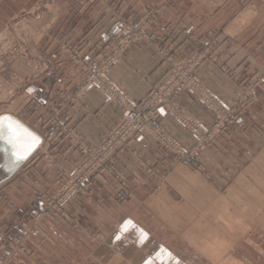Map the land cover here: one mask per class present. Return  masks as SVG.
<instances>
[{"label": "rangeland", "instance_id": "obj_1", "mask_svg": "<svg viewBox=\"0 0 264 264\" xmlns=\"http://www.w3.org/2000/svg\"><path fill=\"white\" fill-rule=\"evenodd\" d=\"M29 1L0 30V119L15 114L35 128L40 142L14 174L0 181V264H264V76L246 71L233 75L239 92L225 104L197 75L199 66L213 58L216 35L236 36L256 18L244 39H264V13L255 12L264 0H241L240 5L231 0L228 9L250 6L246 11L250 15L240 21L238 10L230 12L234 25L228 30L226 26L212 29L213 35L183 60L155 41L157 13L151 9H183L188 23L202 13L197 17L199 24L206 12L195 9L205 11L227 0ZM111 15L115 23L107 31ZM93 33L101 41L91 46ZM139 41L148 43L171 67L146 99L134 103L111 81L109 72ZM263 45L254 49L262 54L256 63L264 67ZM226 68L221 65L222 70ZM189 75L199 91L180 80L189 83ZM91 91L121 113L118 125L97 145L82 138L78 126L68 121L71 110ZM185 92L214 116L212 125L202 124L183 105L179 95ZM145 104L159 111L160 134L147 130L134 133L127 142L117 141L127 112L141 110ZM166 116L193 137L190 149L179 146L162 126ZM185 122L197 124L201 131ZM142 135L152 137L164 157L172 155L198 172L207 162L223 165L220 156H225L232 169L227 172L229 181L215 180L227 187L219 191L210 185L199 189V195L190 194L185 203L171 206L172 221L164 230L140 205L126 211L128 222L115 228V208L101 205L106 191L101 181L113 177V198L120 203L131 199L114 154ZM257 140L262 145L254 148ZM245 141L249 151L256 153L252 156L261 157H246ZM206 151L218 157L212 162L204 158ZM241 179L244 182L238 184Z\"/></svg>", "mask_w": 264, "mask_h": 264}, {"label": "crops", "instance_id": "obj_2", "mask_svg": "<svg viewBox=\"0 0 264 264\" xmlns=\"http://www.w3.org/2000/svg\"><path fill=\"white\" fill-rule=\"evenodd\" d=\"M23 2L25 0H0V30L5 27L7 19H11L12 14L22 10L21 4ZM30 2L28 0V3ZM256 2L257 0L252 3ZM230 3L231 0H227L221 5L211 9L207 8L205 11L195 9L196 12H206L205 21L203 23L198 22L199 24H197V17H200L202 13H197L200 15L194 17L193 22L191 20L188 23V17L183 9H151L157 13V24L153 33L154 39L160 45H164L165 50L175 59L183 60L193 54L203 40L213 35L210 32L212 29L226 26L225 28L228 30L231 25H234L235 20L230 22L232 20L229 17L230 12L238 10L236 19H240L244 15L247 16L246 11L250 6L240 11V9H228ZM235 3L240 5L242 2L237 0ZM253 7L256 8L255 4ZM255 10L258 14L264 13V5ZM183 18L185 20L181 22ZM114 20V16H109V23L107 21L108 24L105 27L107 31L115 23ZM255 20L257 19L254 18L253 21ZM252 22L231 38L223 37V35L219 37L215 34L218 37V43L217 46L213 47V58L207 59L197 69L200 81L225 104H229L239 92L233 75L244 74L246 71L264 76V67L256 63L262 54L254 49V46L263 45L264 39H257L256 41L250 37L244 39L245 35H248L254 28L255 22ZM202 24L203 26H201ZM97 33H93L89 37L88 42L91 46L101 41V38L95 37ZM222 64L227 67L225 70L223 69L224 71L221 69ZM170 67V63L159 52L157 53L145 41H139L128 50L123 61L109 72V78L119 86L132 102L140 103L146 99L152 88L167 78ZM179 98L188 111L202 124L212 125L215 122L214 116L207 109L200 107L192 95L185 92L181 93ZM12 117L37 134L31 124L21 120L15 114H12ZM248 117L249 115L246 120ZM120 120L121 113L118 108L107 103L96 91L87 94L82 103L71 110L68 119L69 125L76 124L81 137L93 145L99 144L105 133L114 129ZM161 124L179 146L185 149H190L193 146V137L173 117H164ZM7 135L6 129L0 131V181L8 179L24 161V159L19 158V150L13 144L8 143ZM255 142L256 144L253 143L254 148L262 145L259 140ZM249 150L246 141L243 142L242 151L246 153V157L258 159L260 154L252 156L256 153ZM214 154V151H206L203 156L204 158L208 157L213 162L214 156L215 158L218 157ZM164 156V151L156 145L154 139L149 135L133 137L130 141V147H122L115 152L114 159L117 172L119 175H125V179L128 181L125 188H129L132 195L129 201L120 203L113 198V191L116 187L114 178L105 177L101 181L104 191L106 189L101 205L115 208V214L112 213L115 228L120 225L124 226L128 222L129 213L127 212L132 206L140 205L146 211L147 216H152L164 230L168 227L166 223L172 221L171 206L180 204V202L183 203L190 194L199 195V189L207 190L210 185H214L219 191L227 187L224 182L223 185L217 183L221 179L229 181L227 172L232 170L229 159L223 155L220 156L222 159L220 162L224 161L223 165L207 162L200 172L179 164L175 160L176 157L172 155ZM198 180H202L200 184ZM243 182L244 180L241 179L238 184ZM123 190L124 187L121 186V191ZM119 208H121L118 211L119 217H116L118 216L116 211ZM111 234L112 232H109V236Z\"/></svg>", "mask_w": 264, "mask_h": 264}, {"label": "built area", "instance_id": "obj_3", "mask_svg": "<svg viewBox=\"0 0 264 264\" xmlns=\"http://www.w3.org/2000/svg\"><path fill=\"white\" fill-rule=\"evenodd\" d=\"M175 73L177 77H180V78L182 77L179 75L180 74L179 72L176 71ZM191 75H189V83L186 79H180V80L187 82V88L189 89L191 88L194 91H199L200 87L195 82V79ZM190 84H192V86ZM125 116L126 117L124 120V127L121 126V129H119V137H117V141H120L122 143L127 142L129 138L134 135V133L135 134L143 133L147 130L154 131V133L156 134H160L159 129L156 124L160 116L159 111L157 112L154 111L152 108H150L148 104L143 105V107H141V110L132 109L131 111L127 112ZM152 122H154V126L151 127ZM186 124L191 127L195 126V128H197L198 126L195 123L194 125H191L188 123ZM170 146L174 149L176 148V145H170Z\"/></svg>", "mask_w": 264, "mask_h": 264}, {"label": "snow or ice", "instance_id": "obj_4", "mask_svg": "<svg viewBox=\"0 0 264 264\" xmlns=\"http://www.w3.org/2000/svg\"><path fill=\"white\" fill-rule=\"evenodd\" d=\"M7 131L8 143L13 144L19 150V158L26 159L27 154L32 151V146L36 138L26 129L11 120V118L0 119V131ZM125 231L127 228L125 227ZM144 234H141V242H143Z\"/></svg>", "mask_w": 264, "mask_h": 264}, {"label": "water", "instance_id": "obj_5", "mask_svg": "<svg viewBox=\"0 0 264 264\" xmlns=\"http://www.w3.org/2000/svg\"><path fill=\"white\" fill-rule=\"evenodd\" d=\"M3 118H11V120L12 121H14L15 123H17V124H19L20 126H22L24 129H26L29 133H31V135L32 136H34L35 138H36V141H35V143L33 144V146H32V151L29 153V154H27V158L29 157V155L35 150V148L38 146V144H39V142H40V139H39V137L36 135V134H34L32 131H30L27 127H25V126H23L20 122H18L16 119H14L12 116H4ZM3 118H1V119H3ZM26 158V159H27ZM25 160V159H24Z\"/></svg>", "mask_w": 264, "mask_h": 264}, {"label": "bare ground", "instance_id": "obj_6", "mask_svg": "<svg viewBox=\"0 0 264 264\" xmlns=\"http://www.w3.org/2000/svg\"><path fill=\"white\" fill-rule=\"evenodd\" d=\"M249 15H250V14H249ZM249 15H247V16H245V15H244V16H242L240 21H245V19H244V18L248 17Z\"/></svg>", "mask_w": 264, "mask_h": 264}]
</instances>
